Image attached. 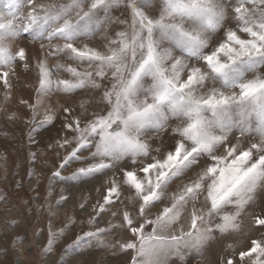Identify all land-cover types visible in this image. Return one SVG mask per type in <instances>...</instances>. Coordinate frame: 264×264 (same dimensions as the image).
<instances>
[{
  "label": "snow or ice",
  "instance_id": "6c2138e0",
  "mask_svg": "<svg viewBox=\"0 0 264 264\" xmlns=\"http://www.w3.org/2000/svg\"><path fill=\"white\" fill-rule=\"evenodd\" d=\"M118 9L124 19L113 17ZM113 25L124 29L105 37L103 49L87 43ZM25 34L41 53L34 102L19 101L31 112L29 139L62 108L68 135L55 146L71 150L53 176L111 173L93 211L122 205L111 212L119 224L97 226L74 245L104 243L103 235L119 228L127 233L118 247L131 253L128 264H168L173 256L203 257L216 233H239L246 217L259 237L246 250L229 245L219 264H264V214L249 211L264 198V0H0L5 103L16 66L29 67L19 44ZM106 78L100 111L74 116L70 107L45 106L56 94L101 89ZM170 121L173 143L161 152L151 133L167 131ZM70 162L83 166L62 176ZM64 232L49 225L47 251Z\"/></svg>",
  "mask_w": 264,
  "mask_h": 264
},
{
  "label": "rangeland",
  "instance_id": "374dc122",
  "mask_svg": "<svg viewBox=\"0 0 264 264\" xmlns=\"http://www.w3.org/2000/svg\"><path fill=\"white\" fill-rule=\"evenodd\" d=\"M122 12L123 9L114 10L112 15L124 19ZM123 29L124 25H113L107 32L98 33L87 43L103 49L107 43L105 37L114 38L115 33ZM19 44L28 49L29 67L25 69L23 62L16 66L17 78L12 81V96L7 103L4 102V89L0 84V107L4 109L0 111V264H128L131 253L121 252L118 247V241L127 238V233L122 229L114 228L104 234V243L95 238H85L80 245L73 244L78 236L94 231L97 226L107 228L109 223L119 224L120 217H113L111 212L122 205L118 203L100 215L93 211V205L102 200L111 173L75 181L53 176L67 151L71 150L55 146L56 140L68 135L62 128V108L57 111L52 124L31 131L32 139H29L32 125L27 121L31 112L19 101L26 99L30 103L34 102L38 82L35 61L41 53L39 42L32 43L27 34L20 39ZM56 62L55 59L49 61L50 65ZM60 62L70 61L61 59ZM78 67L83 69L87 65ZM59 75L68 78L67 73L61 72ZM100 83L103 86L101 89L88 86L69 95H53L45 101V106L51 103L53 107H70L74 116L82 112L91 114L100 111L106 107L101 101L103 88L109 87L110 82L106 78ZM11 112H17L19 118L9 120L7 116ZM169 125L165 132L151 133L149 142L154 148L160 147L161 152L168 150L173 143L171 128L175 122L170 121ZM152 154L156 155L155 152ZM85 155L88 153L85 152ZM81 166L79 162H70V166L61 170V174L69 177ZM178 184L179 181L173 185L172 191ZM62 195L66 197L63 201ZM128 195L124 192L122 199ZM259 199L260 202L249 209L250 212L264 214V198ZM93 217L95 223L90 224L89 220ZM242 219L244 222L239 233H216L217 239L210 242L203 257L193 253L182 261L173 256L168 259V264H219L222 256L230 254L226 251L229 245L236 247L237 251L246 250L250 247L251 239L259 237L260 230H253L251 221L246 217ZM49 225L54 232L65 229L51 251L46 250Z\"/></svg>",
  "mask_w": 264,
  "mask_h": 264
},
{
  "label": "bare ground",
  "instance_id": "6f19581e",
  "mask_svg": "<svg viewBox=\"0 0 264 264\" xmlns=\"http://www.w3.org/2000/svg\"><path fill=\"white\" fill-rule=\"evenodd\" d=\"M237 235V234H236Z\"/></svg>",
  "mask_w": 264,
  "mask_h": 264
}]
</instances>
